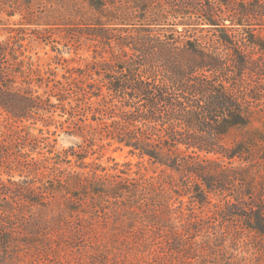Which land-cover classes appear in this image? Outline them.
Wrapping results in <instances>:
<instances>
[{
	"label": "trees",
	"instance_id": "1",
	"mask_svg": "<svg viewBox=\"0 0 264 264\" xmlns=\"http://www.w3.org/2000/svg\"><path fill=\"white\" fill-rule=\"evenodd\" d=\"M45 2L0 0V264L164 241L195 252L144 264H189L205 204L264 260V0H83L78 20ZM35 42L57 66L33 60ZM62 132L79 140L55 152ZM114 145L156 168L103 165Z\"/></svg>",
	"mask_w": 264,
	"mask_h": 264
},
{
	"label": "rangeland",
	"instance_id": "2",
	"mask_svg": "<svg viewBox=\"0 0 264 264\" xmlns=\"http://www.w3.org/2000/svg\"><path fill=\"white\" fill-rule=\"evenodd\" d=\"M83 2V0H46L45 4L47 7L54 8V7H64L67 10V14L71 18H84L82 17L85 13L80 12V10L77 8V6ZM20 19V16H14L11 18L10 22H18ZM31 27V26H30ZM34 27V26H32ZM9 37V32L7 28H0V40H5ZM33 56V60L36 62H39L42 65H47L48 62H53V56L56 54L52 51L51 45H45L42 42H35L33 44V50L29 52ZM82 57L91 58V55L93 54V49H88L85 45L79 53ZM65 57L70 58L72 57L71 54L65 53ZM81 63H85V61H81ZM76 64V63H73ZM57 66L54 62L52 64V67ZM64 70H62L61 65H58V72L60 74L63 73ZM44 88H40V92H43ZM54 127H52L53 129ZM35 133H38L39 131L36 129L34 130ZM240 130H233L231 132V135L227 138L228 143L233 141L239 134ZM45 135L47 133L45 132ZM57 138V141L54 142L52 139ZM79 139L70 137L66 135L65 133L51 135V141L55 144V152H62L65 148L69 147L71 144H74ZM100 157L97 159L99 162H101L103 165L111 166L116 161L119 163H124L126 161H131L134 164V169H137L140 165V161H142L141 158L137 155H132L128 148L125 147L123 149L117 148L114 146H107L104 148L100 153ZM216 157V156H211ZM141 168L143 171H149L152 173V171L156 168V166L148 163L147 161L141 162ZM241 167V163L238 161H235L234 165H239ZM49 170H45V173L47 174ZM262 174H264V170L262 171ZM176 176H179L176 173ZM6 175L4 176V178ZM247 178H249V175H246ZM15 178H18L15 177ZM178 205H180V201H183L184 204L182 206V209H184L185 217L190 214V198L188 195H183L179 197L178 199ZM213 201H216V199L213 197ZM213 207L211 205H203L201 206V209L198 207V212L202 211L201 214H203L205 223L203 224V228L198 232L199 235L195 237V241L197 244L200 243V245L204 246L206 249L203 250V256L199 257L196 256L189 260V264H202V260L206 259L207 264H264L263 259H258L257 256V250L251 248V250H248L246 248V242H248V245L257 246L258 248L259 243L258 240L250 236L249 234H245L242 237H239L237 235V239L233 240V234H235L234 227L235 225L232 224V222L229 225V228L224 227L223 224L218 226V222L213 218V216L209 217L207 214H211ZM184 221H188V219H185ZM203 223V222H202ZM215 228H219L217 234H214ZM225 228V230H224ZM227 229V230H226ZM233 233V234H232ZM260 243L263 244V242L260 240ZM248 250V251H246ZM125 252H120V249H113L110 250L108 253H105L104 257L102 256H96V259L94 257V254H89V252L79 251L76 253V251H71L68 255L71 264H144L146 262L147 257H153V259L160 260L161 262H166L168 260H165V251L167 253L169 252L165 246V241L161 244H154L152 248L145 249L144 247H132L128 250H124ZM154 254H150L153 253ZM185 252H195L194 249H190L188 251L181 250L180 252H169L168 253V259L174 261L175 257L181 256L180 253ZM201 253V252H197ZM157 254V255H156ZM172 254V255H171ZM200 255V254H199ZM183 259L182 257H180ZM220 258L227 259L228 262L225 263H219ZM192 262V263H190Z\"/></svg>",
	"mask_w": 264,
	"mask_h": 264
}]
</instances>
